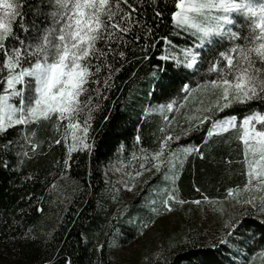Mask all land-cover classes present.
<instances>
[{
  "label": "trees",
  "instance_id": "1",
  "mask_svg": "<svg viewBox=\"0 0 264 264\" xmlns=\"http://www.w3.org/2000/svg\"><path fill=\"white\" fill-rule=\"evenodd\" d=\"M15 2L22 4L23 23L29 26L35 19L37 0ZM111 3L115 9L116 0ZM128 3L135 11L126 4L120 6L139 25H128L131 31L121 33L119 47L113 42L116 53H108L107 63L104 57L92 59L85 87L98 91H89L91 101L83 93L78 97L83 110L77 117L59 122L53 117L51 121L8 127L6 133L0 131V264H264V218L256 216L258 211L252 205L243 203L232 242L224 243L229 240L231 229L224 227L229 223L206 230L207 234L197 223L150 255L125 258L115 254L116 247L138 240L158 215L167 212L162 200L169 190L174 191L177 201H184H170L172 210L184 204L214 206L233 195L240 201L255 196L256 205L264 199V190L244 188L253 154H245L238 129L209 136L211 123L205 121L196 131H184L196 117L206 114L199 109L213 94L202 78L215 77L206 74L208 65L202 64L185 93L181 78L168 66L183 61L179 50L191 43L189 35L175 30L171 23L174 0ZM156 11L164 15L158 17ZM148 28L151 34L144 39ZM14 29L21 37L25 35L16 22ZM136 36L141 39L135 40ZM163 37H168L171 45ZM97 47L105 46L98 42ZM119 51L125 52L123 58ZM167 56L171 57L167 62L161 58ZM165 72L174 81L171 100L160 98L159 93L153 95L155 80ZM167 103L173 104L174 111L166 106L161 111L160 105ZM251 103L264 108L258 100ZM229 114L242 116L246 106L226 108L212 116ZM86 118L89 131L84 142L89 148L79 142L85 136ZM33 130L35 136L30 138L37 142L35 150L24 138ZM169 134L173 139L165 140ZM73 136L78 139L74 141ZM161 141L165 147L159 159L164 163L157 171L152 157L161 151ZM185 147L194 151L184 154ZM169 150L174 154V177L167 164ZM136 172L141 175L136 176ZM228 189H233L231 194ZM154 207L159 212L150 218ZM122 231L127 233L123 240ZM252 232L255 236L251 240L239 248L233 246Z\"/></svg>",
  "mask_w": 264,
  "mask_h": 264
},
{
  "label": "snow or ice",
  "instance_id": "2",
  "mask_svg": "<svg viewBox=\"0 0 264 264\" xmlns=\"http://www.w3.org/2000/svg\"><path fill=\"white\" fill-rule=\"evenodd\" d=\"M121 3L135 11L128 0H116L115 9L111 0H37L33 8L35 19L25 26L22 4L15 0H0V73H6L0 75V131L6 133L8 127L51 121L53 117L57 122L77 117L78 112L83 110L79 107L81 101L78 97L82 93L88 95L89 91H98L85 87L90 78L92 59L99 61L104 57L107 63L108 53H116L113 42L119 47L121 33L131 31L128 25H139V22L131 20L130 12L121 8ZM155 15L160 17L164 14L156 11ZM169 15L174 29L185 32L191 40L183 50H179L183 53V61L168 65L173 75L181 78L185 93L190 90L191 77L202 64L207 63L206 74L215 77L202 78L203 85H210L213 94L199 109L206 114L202 118L196 117L184 131H196L205 121L211 123L207 133L209 136L214 132L238 129V138L244 144L245 154L249 151L259 154V161L248 165L249 182L244 188L264 190V108H255L251 103L258 100L264 104V0H174V10ZM117 16L118 20L115 19ZM14 22L25 33L23 37L14 29ZM151 31V28L147 29L144 39L149 38ZM140 39L139 36L135 37L137 41ZM162 39L171 45L168 37ZM98 42L105 47L98 48ZM118 56L123 58L125 52L119 51ZM161 58L167 62L171 57ZM108 67L111 69L112 65ZM95 71L99 73L100 68L97 67ZM184 80L189 83H184ZM173 87L172 77L167 72L160 73L159 79L155 80L153 95L159 93L160 98L171 100ZM91 99L88 95V101ZM238 105L246 106V114L212 116V113ZM165 106L169 111H174L172 103L160 105L161 111ZM168 119L165 117L166 121ZM82 131L85 136L79 142L83 148H89L90 145L84 142L89 131L88 118ZM34 136L35 130L24 137L32 150L37 148V142L30 138ZM77 139L73 136L74 141ZM170 139H173L171 134L165 137V140ZM53 143L60 141L54 140ZM164 147L165 143L161 141V151L155 152L152 157L157 161V171L160 170L159 165L164 163L159 159ZM190 151L194 149H183L184 154ZM168 155V169L174 177V154L169 150ZM64 163L67 165V160ZM140 168L144 169L143 163ZM135 175L141 173L136 172ZM196 190L199 191L198 188ZM232 191L228 189L229 194ZM255 199L252 196L237 202L252 205L264 215V199L260 205L254 203ZM170 201H177L172 190L162 200L165 211L172 210ZM177 202L184 203L183 200ZM193 203L199 204L200 201ZM158 212L159 209L154 207L149 213L150 218ZM239 223L224 226L231 229L229 240L224 243L232 242ZM143 226L147 227V224ZM126 236V232L120 233L121 240ZM254 236L255 232H252L244 239L236 240L233 246L239 248L245 240H251Z\"/></svg>",
  "mask_w": 264,
  "mask_h": 264
},
{
  "label": "rangeland",
  "instance_id": "3",
  "mask_svg": "<svg viewBox=\"0 0 264 264\" xmlns=\"http://www.w3.org/2000/svg\"><path fill=\"white\" fill-rule=\"evenodd\" d=\"M257 161H259L258 153L253 154L252 164H256ZM237 201H240L238 195H233L230 199L214 206L203 203V205L184 204L179 209L167 211L158 215L138 240L128 245L120 244L114 252L125 258H138L152 254L161 245L172 242L186 228L189 229L197 223L204 234H207L206 230L216 229L225 223L235 224L243 209L242 203ZM256 216L264 218L259 212Z\"/></svg>",
  "mask_w": 264,
  "mask_h": 264
}]
</instances>
